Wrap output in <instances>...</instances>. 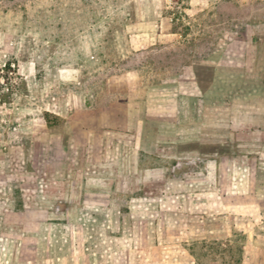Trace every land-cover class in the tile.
I'll list each match as a JSON object with an SVG mask.
<instances>
[{
    "label": "rangeland",
    "instance_id": "1",
    "mask_svg": "<svg viewBox=\"0 0 264 264\" xmlns=\"http://www.w3.org/2000/svg\"><path fill=\"white\" fill-rule=\"evenodd\" d=\"M160 1L166 5V0ZM158 4L159 0H0V153L15 149L11 159H5L12 162L6 174L11 178L0 187L9 188L6 202L11 208L33 204L23 199L29 189L41 195L40 215L0 216V223L15 227L10 231L13 240L22 235L18 225L41 224L40 231L26 234L38 237L42 251L52 246L58 257L71 259L81 255L86 240L92 263L97 250L109 246L104 231L111 218L107 209L116 204L125 213L131 196L160 194L167 187L176 188L185 173L192 174V163L177 165L172 145L163 151L156 140L148 146L143 143L139 148L149 152L137 151L136 163L121 146L119 162L113 128L98 127L95 119V131L88 137L83 126L87 117L110 111L116 100L124 101L136 90L141 96L146 85L174 78L187 54L195 55L200 79L209 85L216 73L208 60L217 56L219 38L245 27L238 21L244 13L231 2L230 17L226 5L200 13L187 24L184 15L177 16L175 29L190 34L186 40L132 49L130 36L148 30L145 12ZM235 10L239 18L232 22ZM217 76L224 80L228 75ZM240 90L241 95H257L255 88ZM160 99L152 101L157 104ZM221 123L208 128L210 136L227 131L225 121ZM159 128L156 121L151 126L155 138ZM211 146L207 141L206 147ZM163 153H169V163ZM5 161L0 156V164ZM87 205L89 211L84 209ZM239 250L221 243L193 248L197 264H237Z\"/></svg>",
    "mask_w": 264,
    "mask_h": 264
},
{
    "label": "crops",
    "instance_id": "2",
    "mask_svg": "<svg viewBox=\"0 0 264 264\" xmlns=\"http://www.w3.org/2000/svg\"><path fill=\"white\" fill-rule=\"evenodd\" d=\"M231 2L244 13L239 20L235 10L232 22L238 19L245 27L219 38L221 48L208 60L216 73L209 85L200 79L195 55L187 54L188 60L180 65L174 78L146 85L140 90L143 95L136 90L126 100H116L110 111L83 122L88 137L95 131V119L98 127L113 128L119 162L121 146L136 163L133 157L137 151L149 152L147 147H139L156 140L163 151L170 145L175 147L179 167L192 163V174L185 173L183 180L178 178L176 188L167 187L160 194L131 196L125 213L116 204L105 209L111 217L104 224L109 242L104 249L105 259L99 248L97 260L91 263L86 240L81 255L58 257L54 247L42 251L37 246L38 237L26 234L29 230L40 231L41 224L18 225L22 235L13 240L10 231L15 227L1 222L0 264H197L193 248L219 243L240 248L237 264H264V0H185L184 21L191 23L196 15L222 10L223 5L230 17ZM165 6L159 0L152 12H145L144 23L149 28L130 36L132 49L142 51L158 42H180L190 36L175 29ZM223 72L228 75L224 80L217 76ZM224 87L229 90L222 93ZM245 87L257 89L256 97L241 95L240 89ZM156 96L161 99L154 104ZM155 121L160 126L156 138L151 131ZM222 121L227 131L210 136L208 128ZM207 141L210 148L206 147ZM185 144L193 146L182 147ZM13 152L11 147L7 152L2 150L0 156L5 161ZM162 158L170 162L169 153H163ZM5 162L0 164V183L11 178L6 174L13 168L12 162ZM6 190L9 188L0 187V216L41 214V195L35 188L23 193V199L33 204L18 208L8 205ZM84 209L90 210L88 205Z\"/></svg>",
    "mask_w": 264,
    "mask_h": 264
},
{
    "label": "built area",
    "instance_id": "3",
    "mask_svg": "<svg viewBox=\"0 0 264 264\" xmlns=\"http://www.w3.org/2000/svg\"><path fill=\"white\" fill-rule=\"evenodd\" d=\"M165 7L169 12V19L171 22H175L177 20V16L184 15L185 7L183 3L178 0H166Z\"/></svg>",
    "mask_w": 264,
    "mask_h": 264
}]
</instances>
